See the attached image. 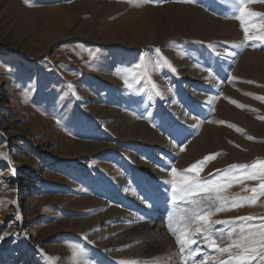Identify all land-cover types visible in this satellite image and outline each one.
Returning a JSON list of instances; mask_svg holds the SVG:
<instances>
[{
	"label": "rangeland",
	"instance_id": "374dc122",
	"mask_svg": "<svg viewBox=\"0 0 264 264\" xmlns=\"http://www.w3.org/2000/svg\"><path fill=\"white\" fill-rule=\"evenodd\" d=\"M29 4L0 0V264H74L69 245L89 264H183L172 169L211 180L264 158V0ZM195 239L187 264L227 258Z\"/></svg>",
	"mask_w": 264,
	"mask_h": 264
},
{
	"label": "snow or ice",
	"instance_id": "6c2138e0",
	"mask_svg": "<svg viewBox=\"0 0 264 264\" xmlns=\"http://www.w3.org/2000/svg\"><path fill=\"white\" fill-rule=\"evenodd\" d=\"M129 4L134 6H141V0H127ZM147 2V0H144ZM185 2H193V0H185ZM239 5H244L245 3L255 2V0H236ZM26 4H29V0H25ZM29 6H32L29 4ZM251 15H259L257 13H252ZM240 19L239 16L235 17ZM241 25L243 26V20L241 19ZM245 37L246 39H253L247 35L248 29L245 28ZM94 55V53H89ZM147 64L145 58H141V64L137 67H144ZM155 65L158 67H167L172 72H175L176 69L172 66L171 62L167 60L166 57L162 55L155 62ZM211 74V70H208ZM138 78H150L147 77V70L142 73L137 74ZM127 83V81H125ZM138 82V80H137ZM128 87L131 88L132 84L128 83ZM153 89L157 88V85L152 83ZM156 95H161L157 90ZM257 99H264L261 97H256ZM233 103H236L233 101ZM243 107L242 105H240ZM231 126V125H230ZM248 139H253L251 136ZM215 156L205 157L204 160L214 159ZM201 165L203 161L198 162ZM196 168V165L192 166ZM244 169L251 170L247 171V179H257L259 178L262 183L260 186L261 194H264V162L256 161L248 165H231L228 170H225L224 176L219 181H209V180H199L194 179L188 175L180 176L177 173L175 168L172 169L173 179L168 181L172 184L173 188V202L182 201L184 203L190 204L193 207L184 209V213L181 216V220H173L172 223L176 224L180 231H177L176 228H170V231L176 235V242L180 245V253H187V257H183V264H187V259L191 258L193 255H201V249L199 247L193 248L192 245L197 243L195 237L197 234H203V240L208 247L215 248L221 255L228 253L226 259L218 261V264H251V261L254 259L259 260V264H264V220L259 224H241L237 227H232L227 233L214 232V224H232V221H221L215 220L211 221L209 217L213 215V212L210 209L215 206V211L220 212L225 210V206L228 204L227 197L219 195L225 187L228 186L226 183L229 179H235V170ZM187 171V170H185ZM257 189L253 188L252 192H256ZM200 193H216L215 197L209 196L207 199L201 198L197 199H188L189 197H195ZM249 200H254V197L247 198ZM217 201L221 203L217 204ZM233 207L242 206L238 202H233ZM242 221H251L254 217H240L238 218ZM197 225L194 229L192 225ZM255 229V230H253ZM225 237L231 240V243L227 247H221L218 245L217 241L223 242ZM72 249L73 262L74 264H89L85 259V250L79 245H69ZM52 260V257L48 258ZM135 264V262H132ZM201 264H207V260L201 261Z\"/></svg>",
	"mask_w": 264,
	"mask_h": 264
},
{
	"label": "crops",
	"instance_id": "0c3cea01",
	"mask_svg": "<svg viewBox=\"0 0 264 264\" xmlns=\"http://www.w3.org/2000/svg\"><path fill=\"white\" fill-rule=\"evenodd\" d=\"M261 162H264V158ZM233 164L225 165L224 167L220 166L214 169V176L209 181H219L224 176L225 170L229 169V166ZM251 170L237 169L235 170V179H229L226 181L228 184L227 187L223 189L219 195L227 197L228 204L225 206L224 211L216 212L215 206H213L210 211L213 212V215L209 217L211 221L221 220V221H232V224H227V226L237 227L241 224H253L259 226L260 222L264 220V218L254 217L255 213H260L264 217V194H261L260 186L262 181L257 179H247L246 173ZM256 188L257 191L254 193L252 189ZM170 190H168V193ZM173 195V188L171 190V196ZM216 193H200L195 197H189L188 199H207L209 196L215 197ZM173 197V196H172ZM254 197V200H249L247 198ZM238 202V204L242 206L233 207V202ZM178 203H182L184 207L190 208L193 207L190 204L184 203L182 201H177ZM221 203L217 201V204ZM256 210V211H255ZM254 217L251 221H242L238 218L240 217ZM217 226L218 224H214ZM213 225V226H214ZM255 230V229H253Z\"/></svg>",
	"mask_w": 264,
	"mask_h": 264
},
{
	"label": "bare ground",
	"instance_id": "6f19581e",
	"mask_svg": "<svg viewBox=\"0 0 264 264\" xmlns=\"http://www.w3.org/2000/svg\"><path fill=\"white\" fill-rule=\"evenodd\" d=\"M195 12H196V14H198V15H203V13L201 12V11H199V10H194ZM41 43V42H40ZM41 44H44V42H42ZM46 49V48H45ZM39 54H34V56H32V58L33 59H35L37 56H38ZM7 56V55H6ZM19 57L21 58L22 57V55L21 54H19ZM7 58V57H6ZM9 58V57H8ZM36 60V59H35ZM179 62V61H178ZM179 63H181V62H179ZM82 89H85L84 87H82ZM73 90V94L75 95V97H78L79 99H80V101H81V103H83V104H86V107H81L82 108V110H85L86 112L87 111H89L90 110V108L91 107H89L88 106V102H87V100H85V99H83L84 97H82V98H80V94L79 93H77V91L75 90V89H72ZM195 94V93H194ZM199 108V107H198ZM181 110V109H180ZM91 112L90 113H92L93 115H95V113L98 111L97 109H95V110H93L92 111V109L90 110ZM109 111H111V110H109ZM178 116V115H177ZM136 126L138 127V128H140L141 130L139 131V133H138V136H140V137H147V140H150V141H152L153 142V144L155 145V146H160V145H164V143L162 142V140H161V138L160 137H158L153 131H151L150 129H148L145 125H143V124H141V123H136ZM164 146H166V145H164ZM91 147H92V145H88V148H90L91 149ZM167 147H168V145H167ZM166 156V155H165ZM165 161H166V159H165ZM11 162V161H10ZM167 162V161H166ZM169 162V161H168ZM107 170H108V174L107 175H109L110 177H112V180L114 181V182H116L117 181V178L114 176V175H112V174H110V173H113V172H115V170L113 169V168H111V167H107ZM102 186H103V184H102ZM93 187H91L90 189H92ZM123 194V193H122ZM155 198V197H154ZM124 199V198H123ZM95 203L96 204H99V201H95ZM148 206V205H147ZM112 211L111 212H113V213H115V214H118V215H122L123 213H122V211H120V210H116L115 208L114 209H111Z\"/></svg>",
	"mask_w": 264,
	"mask_h": 264
}]
</instances>
